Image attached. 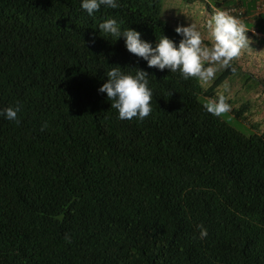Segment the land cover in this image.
Returning <instances> with one entry per match:
<instances>
[{"label": "trees", "instance_id": "1", "mask_svg": "<svg viewBox=\"0 0 264 264\" xmlns=\"http://www.w3.org/2000/svg\"><path fill=\"white\" fill-rule=\"evenodd\" d=\"M82 2L0 0V264H264V134L203 107L242 61L209 87L149 68L99 24L178 47L164 0H116L91 16ZM116 66L149 73L142 121L119 119L98 91ZM251 104L230 114L247 119ZM18 105L19 124L3 114Z\"/></svg>", "mask_w": 264, "mask_h": 264}, {"label": "clouds", "instance_id": "2", "mask_svg": "<svg viewBox=\"0 0 264 264\" xmlns=\"http://www.w3.org/2000/svg\"><path fill=\"white\" fill-rule=\"evenodd\" d=\"M102 5L112 9L119 7L116 0H83L81 7L91 16L99 11ZM214 12L206 25L210 46L205 44V36L194 23L187 27L178 25L175 28V32L183 37L178 47L171 39L163 36L153 48L149 42L141 39L139 32L131 28L121 32L120 24L114 18L104 20L99 24V29L105 34H111L116 40L124 37L127 51L147 61L149 68L162 71L169 69L172 73L179 71L185 80L196 78L198 82L207 84L221 69L230 68L235 73L236 68L232 67L231 62L237 59L243 50L250 48L251 43L246 36L249 30L243 22L222 8ZM106 76L107 82L98 91L106 93L108 100L113 101L111 108L118 110L119 119L131 120L137 117L142 121L150 115L153 93L148 87V72L137 69L135 75L124 74L121 67L116 66L108 71ZM203 107L216 117L230 111V105L223 94H219L216 99H208ZM20 110L19 105L15 108L8 107L3 114L9 121L19 124L17 114ZM46 128L45 123L41 131ZM198 228L200 238H206L207 229L203 225H198ZM65 240L71 242L68 234H65Z\"/></svg>", "mask_w": 264, "mask_h": 264}, {"label": "rangeland", "instance_id": "3", "mask_svg": "<svg viewBox=\"0 0 264 264\" xmlns=\"http://www.w3.org/2000/svg\"><path fill=\"white\" fill-rule=\"evenodd\" d=\"M172 1H173V4L172 5L169 4V2L172 3ZM164 4L165 6L163 10V17L166 21H168L169 23H172L173 25H180V24H178L177 18H175V15L171 11L176 9L182 12L187 7L193 6L190 3H188L186 0H164ZM166 6H167V9L165 13ZM202 27L203 26L198 24V28L202 29ZM254 31L257 37H261L260 35L261 33L259 30L254 29ZM250 35L251 34H249V36ZM243 52L244 50L242 51L241 55L243 54ZM257 54H258V51H257ZM239 60L242 61V64H243L242 65L243 70H244L243 74L229 79L225 84H223L220 87L218 91V95L219 94L225 95L226 102L230 105V111L223 114L222 116L231 125H233L234 127H236L237 129H239L240 131L244 132L247 135H252L255 133L264 134V121H262V118H261L263 115L260 113V111H262V113L264 112V110L262 109L264 108V104H262V102L264 101V98L261 94L262 92L259 91L263 83L262 82L259 83V81L257 80H260V79L256 77L254 78L253 76V73H257L256 75L260 76L261 72L259 70H255L252 68H246L245 58L244 59L242 58ZM250 60L251 59H247V61H250ZM221 70H219L216 73L215 78L218 76ZM214 79L210 81L209 83L204 84L205 87H209L210 85H212V83L214 82ZM247 100H250L252 102L251 108L248 109L247 114H245L244 116V117H247V119L243 120L241 118H236L234 113L232 115L230 114L232 113L233 108L238 109L241 106V104ZM204 102H206V100H204Z\"/></svg>", "mask_w": 264, "mask_h": 264}, {"label": "crops", "instance_id": "4", "mask_svg": "<svg viewBox=\"0 0 264 264\" xmlns=\"http://www.w3.org/2000/svg\"><path fill=\"white\" fill-rule=\"evenodd\" d=\"M186 1L193 6L187 7L182 12L176 9H174L171 12L175 15V18H177L178 24H180L181 26L187 27L191 23L196 24L197 29L201 31L202 34L205 36V44H208L210 46L211 42L207 38L208 36V30L206 27L207 21L215 13L213 12L214 11L213 8L216 6L217 2L221 3V1L223 0H186ZM228 1H231V2L241 1L244 4L243 8H245L246 10V16L243 20V23L245 24L246 28L249 30L248 32H246L247 38H249L252 34H255L254 29L258 30V28L260 27L259 24L261 22H264V0H228ZM169 4L172 5L173 1L172 3L169 2ZM259 6L262 8L261 13L257 11ZM166 9H167V6L165 7V13H166ZM198 24L203 26L202 29L198 28ZM261 24L264 25V23H261ZM255 25H257L258 27ZM175 26H178V25H175ZM260 33H261L260 34L261 37L264 39V30L260 31ZM249 34L251 35L249 36ZM257 51H258V54H257ZM242 58L243 59L245 58L246 60L245 61L246 68H252L255 70H259L261 72L260 76L257 75V78L263 80L264 76L262 75H264V46L259 44V42L254 43L253 45H250V48L245 49L243 54L240 57H238L236 61ZM247 59H251V60L247 61ZM259 91L262 92L261 94L264 98V84L261 85ZM262 104H264V101L262 102ZM262 109L264 110V108ZM260 113L263 115L261 118H262V121H264V112L262 113V111H260Z\"/></svg>", "mask_w": 264, "mask_h": 264}, {"label": "built area", "instance_id": "5", "mask_svg": "<svg viewBox=\"0 0 264 264\" xmlns=\"http://www.w3.org/2000/svg\"><path fill=\"white\" fill-rule=\"evenodd\" d=\"M219 8H215L214 10H218ZM223 11L228 12L230 15L236 17L238 20H240L241 22H243L245 16H246V10L243 7H239V6H230V7H226L224 9H222ZM262 8L259 6L257 11L261 13Z\"/></svg>", "mask_w": 264, "mask_h": 264}]
</instances>
